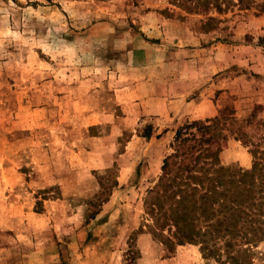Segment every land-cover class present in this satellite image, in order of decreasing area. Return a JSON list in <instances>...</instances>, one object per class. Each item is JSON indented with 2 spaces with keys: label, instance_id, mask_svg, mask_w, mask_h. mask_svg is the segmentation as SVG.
Masks as SVG:
<instances>
[{
  "label": "rangeland",
  "instance_id": "374dc122",
  "mask_svg": "<svg viewBox=\"0 0 264 264\" xmlns=\"http://www.w3.org/2000/svg\"><path fill=\"white\" fill-rule=\"evenodd\" d=\"M195 2L0 0V264H218L136 233L185 123L264 149V0Z\"/></svg>",
  "mask_w": 264,
  "mask_h": 264
},
{
  "label": "trees",
  "instance_id": "16d2710c",
  "mask_svg": "<svg viewBox=\"0 0 264 264\" xmlns=\"http://www.w3.org/2000/svg\"><path fill=\"white\" fill-rule=\"evenodd\" d=\"M188 1H196L195 8L205 5V0ZM220 120L195 119L177 130L174 151L165 157L159 181L145 199L151 222H142L136 233H151L170 251L199 245L203 257L218 264H256L252 249L264 241V149H251L250 169L224 166L220 153L227 134ZM97 179L103 187V174ZM117 184L115 177L112 187ZM96 197L90 217L108 192L101 190Z\"/></svg>",
  "mask_w": 264,
  "mask_h": 264
}]
</instances>
